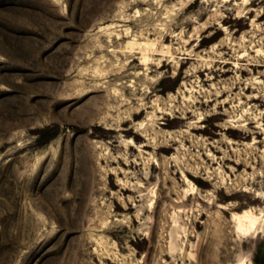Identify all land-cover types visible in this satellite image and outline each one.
I'll return each mask as SVG.
<instances>
[{
    "label": "rangeland",
    "instance_id": "1",
    "mask_svg": "<svg viewBox=\"0 0 264 264\" xmlns=\"http://www.w3.org/2000/svg\"><path fill=\"white\" fill-rule=\"evenodd\" d=\"M240 258L264 264V0H0V264Z\"/></svg>",
    "mask_w": 264,
    "mask_h": 264
},
{
    "label": "bare ground",
    "instance_id": "2",
    "mask_svg": "<svg viewBox=\"0 0 264 264\" xmlns=\"http://www.w3.org/2000/svg\"><path fill=\"white\" fill-rule=\"evenodd\" d=\"M257 196L262 197L263 193H257ZM232 219L236 224V228L243 234L255 233L261 228L260 217L256 216L252 210L234 213ZM239 264H244V258L239 259Z\"/></svg>",
    "mask_w": 264,
    "mask_h": 264
},
{
    "label": "trees",
    "instance_id": "3",
    "mask_svg": "<svg viewBox=\"0 0 264 264\" xmlns=\"http://www.w3.org/2000/svg\"><path fill=\"white\" fill-rule=\"evenodd\" d=\"M57 132H58V127L47 128L42 132L43 139L48 141L52 139L57 134Z\"/></svg>",
    "mask_w": 264,
    "mask_h": 264
}]
</instances>
